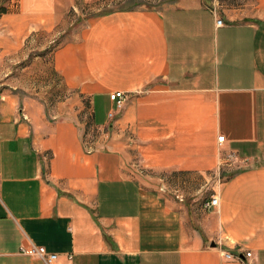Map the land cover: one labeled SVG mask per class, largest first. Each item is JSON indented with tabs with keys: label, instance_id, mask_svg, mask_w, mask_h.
Wrapping results in <instances>:
<instances>
[{
	"label": "crops",
	"instance_id": "crops-1",
	"mask_svg": "<svg viewBox=\"0 0 264 264\" xmlns=\"http://www.w3.org/2000/svg\"><path fill=\"white\" fill-rule=\"evenodd\" d=\"M97 1L0 0V50L75 29L52 64L82 106L0 95V264H264V0Z\"/></svg>",
	"mask_w": 264,
	"mask_h": 264
},
{
	"label": "rangeland",
	"instance_id": "rangeland-1",
	"mask_svg": "<svg viewBox=\"0 0 264 264\" xmlns=\"http://www.w3.org/2000/svg\"><path fill=\"white\" fill-rule=\"evenodd\" d=\"M173 2V0H99L92 6L83 7L81 14L87 17L109 9L137 7L162 9L173 4ZM74 30L71 29V31L66 32L40 30L33 32L19 50L11 52L0 50V95L11 91L21 96H35L45 102L47 109L53 110L58 119L65 117L66 114L63 113L73 106L79 110L82 107L79 99H75L72 93L64 88V84L52 64L54 52L70 39ZM125 103L126 98L123 101V106ZM115 107L117 110L121 109L116 104ZM82 116L84 121L81 123L86 122V131L83 133L85 143L88 138L98 141L111 138V131L98 130L93 127L90 115ZM114 116L115 112H112L110 119H113ZM134 168L140 169L138 163L135 164Z\"/></svg>",
	"mask_w": 264,
	"mask_h": 264
},
{
	"label": "built area",
	"instance_id": "built-area-1",
	"mask_svg": "<svg viewBox=\"0 0 264 264\" xmlns=\"http://www.w3.org/2000/svg\"><path fill=\"white\" fill-rule=\"evenodd\" d=\"M217 25L223 26L224 21L222 19L217 20ZM125 98H126L125 94L121 91L113 92L110 95V100L120 108H122L123 101L125 100ZM224 141H225L224 136L219 137V139H218L219 143H223ZM218 206H219V199L215 196H213L211 199H209L203 203V208L206 209L207 211H211L213 209H216ZM21 253L24 255L30 256V257L42 259L47 264H53L57 260V255L49 254L45 247L36 246L34 244H30L27 247H22ZM245 256L247 258H250L252 256V254L246 253ZM223 257H225L226 259H238V260L242 259L241 256L238 254L233 255V254L223 253Z\"/></svg>",
	"mask_w": 264,
	"mask_h": 264
}]
</instances>
